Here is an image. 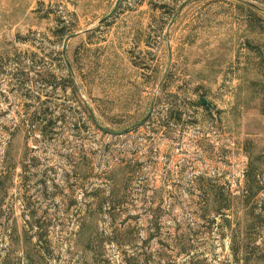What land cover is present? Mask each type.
<instances>
[{
    "label": "rangeland",
    "instance_id": "obj_1",
    "mask_svg": "<svg viewBox=\"0 0 264 264\" xmlns=\"http://www.w3.org/2000/svg\"><path fill=\"white\" fill-rule=\"evenodd\" d=\"M0 264H264V0H0Z\"/></svg>",
    "mask_w": 264,
    "mask_h": 264
},
{
    "label": "water",
    "instance_id": "obj_2",
    "mask_svg": "<svg viewBox=\"0 0 264 264\" xmlns=\"http://www.w3.org/2000/svg\"><path fill=\"white\" fill-rule=\"evenodd\" d=\"M113 13H114V10L112 11V13L108 16V17H106L104 20H107L108 18H110L112 15H113ZM200 103H201V105H206V101L204 100V99H202L201 101H200ZM124 134V132H121V133H112V135H117V136H121V135H123Z\"/></svg>",
    "mask_w": 264,
    "mask_h": 264
}]
</instances>
